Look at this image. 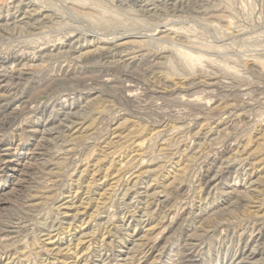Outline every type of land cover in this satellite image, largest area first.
<instances>
[{
	"label": "rangeland",
	"instance_id": "obj_1",
	"mask_svg": "<svg viewBox=\"0 0 264 264\" xmlns=\"http://www.w3.org/2000/svg\"><path fill=\"white\" fill-rule=\"evenodd\" d=\"M27 1L0 0V264H264V0ZM29 4L50 27L16 30Z\"/></svg>",
	"mask_w": 264,
	"mask_h": 264
},
{
	"label": "bare ground",
	"instance_id": "obj_2",
	"mask_svg": "<svg viewBox=\"0 0 264 264\" xmlns=\"http://www.w3.org/2000/svg\"><path fill=\"white\" fill-rule=\"evenodd\" d=\"M27 1V0H26ZM31 3H32V1L31 0H29ZM76 1V0H75ZM85 1V0H84ZM84 1H83V3H84ZM87 1V0H86ZM85 1V2H86ZM91 1V0H90ZM100 0H98L97 2H99ZM112 0H110V2L107 0H103V2L104 3H106V4H112V3H114L113 1L111 2ZM28 2V1H27ZM26 2V3H27ZM34 2V1H33ZM48 2V1H47ZM82 2V1H81ZM92 2V1H91ZM90 2V3H91ZM95 2V1H94ZM141 2V1H140ZM143 2V1H142ZM158 2H162L165 6H168V7H174L175 9H182L183 8V5L185 4V3H188V2H191V0H144V5L145 6H153V10H156V6H157V3ZM5 3H7V1L5 2ZM14 3V2H13ZM36 3V2H35ZM87 3V2H86ZM85 3V4H86ZM8 4V3H7ZM10 4V3H9ZM102 4V3H101ZM16 5H17V3H16ZM15 5V6H16ZM34 5V4H33ZM33 5H26L25 6V11L21 14V17L19 18V19H17V22L15 23V28H16V30L19 28L21 31L23 30V31H26V28H27V30L29 29H32V28H34V29H36L37 28V23L39 24V23H42L43 21H46V20H48V27H50V25L51 24H49L50 22H49V19L52 17V15H51V17L49 16V13H48V15H44L42 18L41 17H36V15H37V11L36 10H34V6ZM88 5V4H87ZM92 5H94L93 4V2H92ZM143 5V4H142ZM14 6V5H13ZM18 6V5H17ZM96 6V5H95ZM95 6H93V7H95ZM112 6V5H111ZM5 7V6H4ZM6 7H9V6H6ZM41 7V6H40ZM40 7H37V8H40ZM44 7H46V6H44ZM48 7H50V6H48ZM92 7V8H93ZM116 7V6H115ZM3 8V7H2ZM13 8V7H12ZM42 8V7H41ZM89 8V7H88ZM87 8V9H88ZM119 8V7H118ZM145 8V7H144ZM152 8V7H151ZM5 9V8H4ZM17 9V8H16ZM19 9V8H18ZM51 9V8H50ZM129 9V8H128ZM9 10V9H8ZM15 10V9H14ZM37 10H39V9H37ZM90 10H91V7H90ZM13 11V10H12ZM56 11H57V9H56ZM74 11V10H73ZM128 11V13H129V10H127ZM15 12H16V10H15ZM131 12H133L132 10H131ZM10 13H11V11H10ZM21 13V12H20ZM51 13H52V11H51ZM1 14V13H0ZM6 14H8V13H6ZM5 14V15H6ZM133 14V13H132ZM155 14V13H154ZM154 14H153V16H154ZM3 15V14H2ZM57 15V14H56ZM78 15H81V14H78ZM78 15H76V16H78ZM85 15V14H84ZM84 15L82 16V17H84ZM88 15V14H87ZM86 15V17H88V16H90V15H88L87 16ZM132 16V15H131ZM134 16V15H133ZM132 16V17H133ZM15 17V16H14ZM91 17V16H90ZM6 18V17H5ZM58 18V17H57ZM6 20H7V18H6ZM16 20V19H15ZM53 20H55V19H53ZM4 21V20H3ZM9 22V21H8ZM61 22V21H60ZM10 23V22H9ZM53 23V22H52ZM54 24H56V23H54ZM60 24V23H59ZM178 24V23H177ZM4 25V24H3ZM7 25V24H6ZM37 25V26H36ZM57 25V24H56ZM2 26V25H1ZM11 26V25H10ZM43 26V25H42ZM6 27V26H5ZM18 27V28H17ZM44 27V26H43ZM9 28V27H8ZM8 28H6V31H9V29ZM40 28V27H39ZM42 28V27H41ZM40 28V29H41ZM33 29V30H34ZM38 29V28H37ZM42 29H44V28H42ZM48 29H50V28H48ZM51 29H53V28H51ZM50 29V30H51ZM55 29V28H54ZM2 31V30H1ZM4 31H5V29H4ZM11 31H13V30H11ZM46 31V30H45ZM44 31V32H45ZM48 31V30H47ZM54 31V30H53ZM76 31V30H75ZM20 32V31H19ZM41 33V30L40 31H38L37 30V33ZM49 32V31H48ZM70 32V31H69ZM161 33L160 34H164L163 33V31H160ZM2 33H5V32H3L2 31ZM10 33V32H9ZM30 33H31V31H30ZM29 33V34H30ZM35 33H36V31H35ZM46 33V32H45ZM11 34V33H10ZM20 34V33H19ZM49 34V33H48ZM72 34V33H71ZM25 35V34H24ZM8 36H9V34H8ZM14 36V35H13ZM38 36H41V35H39L38 34ZM6 36L4 35V38H5ZM3 38V37H2ZM8 38V37H7ZM12 38V37H11ZM29 38V37H28ZM34 39V38H33ZM75 39H76V37H75ZM160 39V38H159ZM158 39V40H159ZM6 40V39H5ZM91 40H92V38H91ZM103 40V39H102ZM87 41V40H86ZM95 41H96V39H95ZM94 41V42H95ZM109 41V40H108ZM37 43V42H36ZM103 43V42H102ZM73 44V43H72ZM34 46V45H33ZM68 46V45H67ZM70 46V45H69ZM75 46V45H74ZM26 47V46H25ZM76 47H77V45H76ZM75 47V48H76ZM100 47V46H99ZM17 48V47H16ZM19 48V47H18ZM24 48V47H23ZM63 48V47H62ZM61 48V49H62ZM71 48V47H70ZM97 48V47H96ZM69 49V48H68ZM72 49H74V48H72ZM19 50V49H18ZM17 50V51H18ZM58 50V49H57ZM84 49H82V48H78L77 50H76V54L78 53V56H84V55H90V54H93V53H96V52H94L95 50H93L92 52L91 51H89V52H84L83 51ZM104 50V49H103ZM108 50V49H107ZM28 51V50H27ZM35 51V50H34ZM81 51H83L84 53H79V52H81ZM6 52H7V50H6ZM12 52V51H11ZM20 52H22V51H20ZM67 52V51H66ZM107 52V51H106ZM23 53V52H22ZM29 53V52H28ZM31 53H33V52H31ZM39 53V52H38ZM63 53V52H62ZM62 53H61V55H62ZM71 54H73V53H71ZM70 54V55H71ZM10 55H11V53H10ZM18 55V54H17ZM21 55V54H20ZM60 55V56H61ZM15 56V55H14ZM53 56V55H52ZM63 56V55H62ZM69 56V55H68ZM72 56V55H71ZM75 56V55H74ZM106 56H107V54H106ZM3 57V56H2ZM7 57V56H6ZM9 57V56H8ZM50 57V56H49ZM55 57V56H54ZM53 57V58H54ZM58 57V56H57ZM81 57H79V58H81ZM104 57V56H103ZM13 58V57H12ZM20 58H21V56L19 57V60H20ZM52 57H51V59H53ZM63 58V57H62ZM71 57H69V59H70ZM42 58H40V60H41ZM50 59V58H49ZM48 59V60H49ZM26 60V59H25ZM30 60V59H29ZM64 59H62V61H63ZM71 60V59H70ZM70 60H68V61H66V59L64 60V62L66 61V62H69V63H71L70 62ZM75 60V59H74ZM80 60V59H79ZM78 60V61H79ZM12 61V60H11ZM14 61V60H13ZM53 61V60H52ZM71 61H73V59L71 60ZM21 62H23V61H21ZM42 62V61H41ZM51 62V61H50ZM63 62V63H64ZM45 63H47V62H45ZM62 63V64H63ZM74 63V62H73ZM24 64V63H23ZM263 65H262V67H263V70H264V63H262ZM10 65V64H9ZM22 65V64H21ZM29 65H30V63H29ZM42 65H43V63H42ZM45 65V64H44ZM48 65V64H47ZM54 65V64H53ZM73 65V64H72ZM4 66V65H3ZM14 66H15V64H14ZM19 66V65H18ZM76 66V65H75ZM16 67V66H15ZM24 67V66H23ZM25 67H27V66H25ZM48 67V66H47ZM51 67V66H50ZM63 67V66H62ZM72 67V66H71ZM53 68V67H52ZM52 68H50V69H52ZM55 68V67H54ZM60 68H61V66H60ZM65 68V67H64ZM69 68V67H68ZM12 69H13V67H12ZM17 69V68H16ZM19 69V68H18ZM21 69V68H20ZM53 70V69H52ZM65 70H67V68L65 69ZM11 71V70H10ZM15 71V70H14ZM17 71V70H16ZM55 71V70H54ZM59 71V70H58ZM69 71V70H68ZM3 72V71H2ZM19 72V71H18ZM22 72V71H21ZM60 72H61V69H60ZM1 73V72H0ZM55 73H56V71H55ZM8 74H11V73H8ZM57 74V73H56ZM58 74H60V73H58ZM1 75V74H0ZM17 75V74H16ZM62 75V74H61ZM4 76H6V75H4ZM10 76H8V78H9ZM11 77H12V75H11ZM55 77V76H54ZM2 78H3V76H2ZM6 78V77H5ZM15 78H17V77H15ZM27 78V77H26ZM4 79V78H3ZM14 79V78H13ZM29 79V78H28ZM5 81H6V79H5ZM11 81V80H10ZM12 82V81H11ZM17 82V81H16ZM7 83V82H6ZM10 83V82H9ZM14 84V83H13ZM0 85H1V83H0ZM11 86H13V85H11ZM18 86V85H17ZM23 86V85H22ZM21 87V86H20ZM12 88V87H11ZM16 88V87H15ZM18 89V88H17ZM12 91V90H11ZM14 91V90H13ZM12 91V92H13ZM3 94V93H2ZM5 94V93H4ZM20 94V93H19ZM6 96V95H5ZM3 97H4V95H3ZM67 98V97H66ZM65 99V98H64ZM4 101V100H3ZM6 102V101H5ZM42 108V107H41ZM31 113V112H30ZM263 136V135H262ZM262 136H260V137H258L257 138V141H259V142H264V136L262 137ZM245 154H246V152L243 150L242 152H240L239 153V156L241 157V159L243 160V161H245V162H247V160L249 159L248 157H245ZM259 164H261V163H254L253 164V166H254V169L255 168H258V165ZM257 170V169H256ZM259 171H260V169H259ZM247 174V173H246ZM251 184V183H250ZM259 212L261 213V211L259 210ZM148 214V213H147ZM145 215V214H144ZM261 216V215H260ZM75 218V217H74ZM260 218V217H259ZM246 225V224H245ZM71 226V225H70ZM256 227V226H255ZM256 228H258L259 229V227H256ZM71 230V229H70ZM150 230V229H149ZM89 235H90V233H89ZM92 235V234H91ZM94 235V234H93ZM84 238H86V235H85V237ZM90 238V237H89ZM87 239H88V236H87ZM222 240V239H221ZM76 243V242H75ZM76 244H80V241H78V243H76ZM75 245V244H74ZM73 245V246H74ZM96 248V247H95ZM245 248V247H244ZM72 249V248H71ZM71 249H69V251L71 250ZM75 249V248H74ZM87 249H89V248H87ZM76 250V249H75ZM54 251V249H52V250H50V252H53ZM74 251V250H73ZM60 251H58V252H56L57 254L59 253ZM89 252V251H88ZM252 253H248L249 255L246 257V258H244V259H253V257H255V254H256V252L255 251H253V249H252V251H251ZM70 253H72V252H70ZM74 253V252H73ZM77 253V252H76ZM86 253V252H85ZM73 255H75V254H73ZM238 255V254H237ZM69 258V257H68ZM76 258H77V255H76ZM73 259V258H72ZM124 259V258H123ZM125 259H127V258H125ZM242 257H239L238 259H236L237 261L238 260H244ZM128 260H130V258L128 259ZM72 261V260H71ZM121 261V260H120ZM124 261V260H123ZM75 262V261H74ZM70 263V262H69Z\"/></svg>",
	"mask_w": 264,
	"mask_h": 264
}]
</instances>
